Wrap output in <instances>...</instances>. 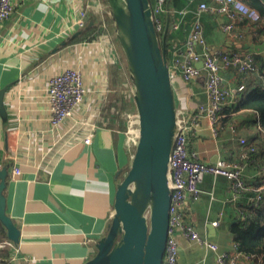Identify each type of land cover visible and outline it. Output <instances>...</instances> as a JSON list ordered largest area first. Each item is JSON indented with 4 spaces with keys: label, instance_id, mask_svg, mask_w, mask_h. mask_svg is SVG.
Masks as SVG:
<instances>
[{
    "label": "crops",
    "instance_id": "crops-1",
    "mask_svg": "<svg viewBox=\"0 0 264 264\" xmlns=\"http://www.w3.org/2000/svg\"><path fill=\"white\" fill-rule=\"evenodd\" d=\"M203 1L214 5V0L168 1L169 9L190 10L174 36H186ZM82 11L86 13L84 26L79 24ZM103 19L107 30L101 27ZM201 22L209 51L229 52L241 42L245 49L259 52L257 60L264 67V22L235 21L232 33L240 35L238 40L222 30L221 23L232 22L223 12L204 11ZM67 69L82 73L86 92L73 115L56 123L48 89L51 78ZM222 73L228 86L244 82L248 87L251 83L264 87L261 69L247 77L236 75L234 69ZM6 86L7 119L0 116V170L8 166L10 172L5 195L7 211L21 229L18 255L22 261L32 259L22 264H84L95 255L96 243L107 231L122 177L118 172L126 170L135 150L126 139L124 119L119 116L110 121L104 112L116 97L126 101L129 111L137 112L127 61L107 1L15 2L13 14L0 28V89ZM173 88L178 109L194 111L206 101L200 83L190 86L177 76ZM235 117L238 133L222 126L215 132L204 118L189 134V148L197 150L201 161L235 160L242 150L241 136L257 141L263 136L254 122L258 118L255 111L241 109ZM88 136L89 144L85 143ZM15 165L22 170L16 180L11 175ZM200 187V198L187 205L191 219L203 239L231 252L236 244L231 225L243 197L232 200L231 184L223 176L208 173ZM3 236L8 238L6 230ZM177 240L178 264H218L217 252L207 245L182 236ZM238 264L264 261L241 260Z\"/></svg>",
    "mask_w": 264,
    "mask_h": 264
},
{
    "label": "built area",
    "instance_id": "built-area-1",
    "mask_svg": "<svg viewBox=\"0 0 264 264\" xmlns=\"http://www.w3.org/2000/svg\"><path fill=\"white\" fill-rule=\"evenodd\" d=\"M17 1L24 2L26 0H0V28L13 14L15 2ZM168 1L155 0L152 3L153 19L159 35L165 32L166 14L170 13L171 15L168 34H173L180 30L184 16L190 11L188 8L181 10L169 9ZM204 11H220L231 17L232 22L221 23L220 26L227 33L228 38L234 40L240 38V35L232 33L235 21L247 19L254 24L264 22V18L258 10L250 7L244 0H214V5L203 1L198 6L195 19L192 21L186 36L171 38L172 41L167 49V55L172 81L174 82V78L177 76H181L184 82L190 86L200 83L206 101L201 102L194 111L187 110L184 107L178 109V130L169 165V184L172 190V198L169 236L163 264H178V236L207 245L217 252L218 264H238L241 260L251 261L253 259V257L240 252L237 244L231 252L221 251L217 244L203 239L199 234L195 223L191 219V213L188 211L187 205L188 202L200 198L201 193H203L200 183L206 174L227 178L231 184L233 201H237L245 190L252 188L249 186L247 179H255L253 182L258 186L253 190H256L257 193L249 198V202L259 204L264 200V164L257 168L255 173H249L248 167L252 160L249 157L248 150L242 149L235 160L219 158L216 162H207L199 159L197 150L189 148L188 136L201 121L208 118L213 130L216 132L219 127V120L225 116L223 114L224 107L232 104L238 94L248 88V85L244 82L235 87L228 86L222 71L234 69L235 74L242 77L246 74H255L254 72L260 69L257 60L259 52L245 49L241 46V42L235 44L232 51L229 52H224L220 48L212 52L207 49L204 27L201 22V14ZM82 18L79 24L84 26L85 11H82ZM101 27L103 30H107L104 19L101 22ZM201 61L203 66L198 67L197 63ZM85 92L83 76L79 70L67 69L52 77L48 89V102L53 121L59 123L63 119L72 116L75 108L82 102ZM129 121L130 132L134 135L130 143L135 146L139 131L137 114L134 113L133 116H130ZM229 129L233 134L239 131L237 123H232ZM91 140V137L88 136L85 138V143L89 144ZM239 143L242 147L249 144L248 139L243 136L239 138ZM249 150L254 151L255 147H251ZM21 173V168L15 165L11 174L12 178L16 180ZM7 250L9 251L8 254H2ZM18 251L17 244L9 238L0 240V264H22L23 261L32 260L25 257L22 261Z\"/></svg>",
    "mask_w": 264,
    "mask_h": 264
},
{
    "label": "water",
    "instance_id": "water-1",
    "mask_svg": "<svg viewBox=\"0 0 264 264\" xmlns=\"http://www.w3.org/2000/svg\"><path fill=\"white\" fill-rule=\"evenodd\" d=\"M106 1L127 61L139 131L128 167L118 172L122 177L107 231L98 239L95 255L84 264H163L172 198L169 165L179 118L167 55L170 13L161 40L151 0ZM6 90L7 86L0 89L4 120ZM9 173L8 166L0 170V222L7 237L19 244L21 229L7 211Z\"/></svg>",
    "mask_w": 264,
    "mask_h": 264
},
{
    "label": "trees",
    "instance_id": "trees-1",
    "mask_svg": "<svg viewBox=\"0 0 264 264\" xmlns=\"http://www.w3.org/2000/svg\"><path fill=\"white\" fill-rule=\"evenodd\" d=\"M244 1L250 7L257 9L262 18H264V0ZM99 31L100 30L96 27L95 32L97 33ZM175 34L176 33L168 34L167 49L172 41L171 38H173ZM163 35L164 32L160 35L161 40ZM260 69L264 71L263 66H261ZM249 75L252 76L254 74ZM247 76L248 75H245L244 77ZM115 78H117V75ZM117 91L119 92L118 88ZM118 102L122 104V106L118 107ZM115 104H117L118 113L120 110L123 111L122 109L128 108L126 101H122L117 97L116 99L109 101L104 109V112L105 116L110 118V121H113L114 118L112 108L115 107ZM241 109H250L258 114V118H255L254 122L258 123V126L263 133V136L259 139V141L254 140V138L251 137L247 138L249 144L242 147V149L249 151V157L252 160L248 167V171L249 173H255V170L264 164V87L252 84L246 91L239 93L232 104L224 107L223 114L225 116L221 117L219 120L218 128L221 126L229 127L232 123H236L237 118L235 115L237 116ZM116 117L118 118L119 116L116 115ZM224 123H228L227 126H225ZM251 147H255V150L250 151L249 149ZM254 180L255 179H247L249 186L252 188L245 190L242 193L243 198L240 202L241 204L239 205L238 215L234 218L231 225V231L234 235V240L237 244L238 250L253 257L251 261L260 263L264 261V200L259 204L249 202V198L253 197L257 193L256 190H253L258 186V184L253 182ZM3 233L5 234V229L0 222V240L4 237Z\"/></svg>",
    "mask_w": 264,
    "mask_h": 264
},
{
    "label": "rangeland",
    "instance_id": "rangeland-1",
    "mask_svg": "<svg viewBox=\"0 0 264 264\" xmlns=\"http://www.w3.org/2000/svg\"><path fill=\"white\" fill-rule=\"evenodd\" d=\"M117 104L119 105L118 107L122 106V104H120L119 102ZM117 104H115V107L112 108V110H113L112 114H113L114 118H117L116 117V115H117V116L122 117L125 120V121L122 120L123 123L126 124V128L124 130V133H125L127 141L130 143L132 141V138L134 135H133V133L130 132V121L129 120H130V116L134 115V112L129 111L128 108H124V109H122L123 111L120 110V112L118 113Z\"/></svg>",
    "mask_w": 264,
    "mask_h": 264
}]
</instances>
